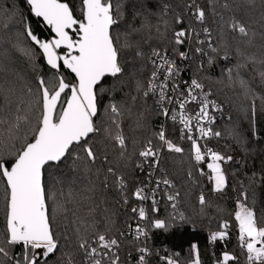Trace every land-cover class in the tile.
Instances as JSON below:
<instances>
[{"label":"snow or ice","instance_id":"obj_1","mask_svg":"<svg viewBox=\"0 0 264 264\" xmlns=\"http://www.w3.org/2000/svg\"><path fill=\"white\" fill-rule=\"evenodd\" d=\"M21 2L30 16L42 20L52 36L42 38L33 29L17 0H0V30L11 37L19 23L13 47L34 70L37 56L47 67L46 72L36 75L35 86L25 90H18L15 82H0V264H152L153 257L161 264H181L178 253L161 256L146 243L135 245L137 255L129 252L123 259L121 256V237L134 232L133 239L143 243L153 229L167 231L190 222L178 209L181 178H173L162 168L165 153L178 154L180 165H184L186 156L188 170L184 175L196 184L199 180L195 173L206 177L209 194L222 197L232 188L236 195L234 220L245 264H264V213L258 216L243 180L230 185L225 165L234 157L207 146L208 140L224 135L214 127L216 113L223 112L222 105L211 98L214 84L227 82L246 99L251 98L249 107L255 115L257 94L242 73L256 71L257 65L264 69V0H184L181 14L173 18V23L180 25L172 31L173 51L180 60H186L188 53L179 48L186 42L195 44L192 51L206 58L208 68L217 59L231 67H223L215 79L207 75L205 79L194 77L183 82L177 81L181 68L167 50L152 49L148 61L151 71L143 74L144 65L136 63L144 58L139 43L128 36L122 41L113 34L119 12L114 11L112 0H80L79 16L68 0ZM170 11V5L162 6L165 31L169 21L163 16ZM201 34L204 39L199 38ZM125 49L132 51L131 60L124 55ZM197 71L207 72L204 61ZM258 75L264 82V70ZM110 79L114 83L105 87ZM110 93H123V98L117 102L113 95L109 103L103 104L102 99ZM149 98H154L158 114L171 122L177 140L170 138L165 125L146 142L130 135L144 127L142 115L134 112L133 106L138 108ZM259 100L264 106V95ZM126 117L132 121L128 131ZM252 127L251 135L258 136L255 125ZM235 139L247 150L243 136ZM133 153L141 160L136 167L146 173L152 187H137L130 195L141 203H151L147 209L131 207L133 218L143 224L136 223L134 228L127 224L129 233L109 237L96 220L90 177L100 172L98 161L106 165L105 186H111L108 178H113L122 203L127 205L128 182L119 161H126ZM69 160L72 169L89 183L78 191L69 187L65 193L51 187L46 174ZM154 175L156 179L152 180ZM197 202L203 213L210 203L203 190ZM162 204L171 209L164 218H160ZM70 213L73 227L62 230L60 223L67 221ZM105 219L110 222V218ZM228 227L224 221L222 230L211 233L209 241H223ZM185 264H202L198 243L189 245ZM217 264H240V259L225 251Z\"/></svg>","mask_w":264,"mask_h":264},{"label":"trees","instance_id":"obj_2","mask_svg":"<svg viewBox=\"0 0 264 264\" xmlns=\"http://www.w3.org/2000/svg\"><path fill=\"white\" fill-rule=\"evenodd\" d=\"M74 1L68 0L71 6L74 5ZM17 3L19 9L23 12L25 20L31 24L35 31L41 34L42 38L48 39V36L52 34L49 29L46 28L44 30L41 28L40 24L43 22L34 16H30L26 4L22 3L21 0H17ZM112 3L114 11L118 10L119 12V15L115 17L118 23L113 26V34H118L122 41L125 36H128L129 39L139 43L140 48L144 52V58L137 60L136 63L144 65L143 74L147 75L151 71V65L148 61L152 49L164 50L173 48L172 31L180 28V25L173 23V18L175 15L181 14L184 0H113ZM164 4L170 5L171 8V11L163 16V19L169 21L167 31H165L161 18ZM145 24L150 25V27L142 28V25ZM157 26H159V31H157ZM184 26H188L187 18ZM20 27L19 23L15 24L11 37L3 30H0V82L4 80L15 82L18 90H25L27 86H35L36 75L46 72L47 67L44 61L39 58L38 64H40L37 65V70H34L32 64L13 47L15 43L14 32L19 31ZM197 27L202 26L198 25ZM134 29L141 30L136 32L133 31ZM200 38L204 39L203 34H201ZM124 55L131 60L133 53L131 50L125 49ZM202 61L205 62L206 73L197 71V66ZM223 67H231V64L217 59L216 64L208 68L206 58L195 54L192 62V73L195 78L205 79L207 75H211L215 79L219 76ZM261 70L264 69L257 65L256 71L248 69L242 73L244 78L250 81L252 89L257 94L254 116H252L249 107L251 98L246 99L239 89L227 86V82L213 85L214 98L224 106L227 117L219 121L216 126V130L224 132V135L207 143L214 150L234 157L232 162L225 165L229 183L230 185H235L237 179L244 181L248 188L249 201L255 202L258 216L264 213V106L261 105L259 100V96L264 95V82H261L258 75ZM113 83L114 81L110 79L105 87ZM128 90L125 87V92ZM113 95H115L117 102L123 98V93L118 95L110 93L108 98L102 99V103H109ZM133 111H139L142 115L144 127L131 132L130 135L137 141L146 142L147 139L152 138L153 133L162 125L163 116L158 114L152 98L141 101L138 108L133 106ZM131 123L132 121L126 117V131H128L127 126ZM253 124L258 132L256 137L251 135ZM167 129L170 138L177 140L176 131L171 122L168 123ZM236 136L245 138L247 150L237 144ZM179 142L187 146L184 141ZM139 147L140 144L137 145V150H139ZM129 152H132L131 146ZM110 158L116 159L111 153ZM179 159L178 154L165 153L162 160V168H166L173 178L177 176L181 178L178 180L182 197L181 206L189 217L190 222L172 227L167 231L153 229L151 231L150 247L159 252L166 249L174 254L178 253L181 264H185L188 258L189 245L196 242L200 246L202 264H217V259L225 251L235 254L239 257L240 264H245V257L239 247L237 222L234 220L235 192L230 187L227 194L222 197L216 194H209L207 178L195 173V178L199 180V184L193 183L184 175L188 170L187 157H184V165L178 163ZM140 162V158L135 153L126 161H119V166L123 168L128 182L129 203L127 205L122 203L123 197L117 190L113 178H108L111 186H105L106 165H101L98 161L96 168L101 170L98 175L94 174L90 177L94 189L90 193L91 203L97 206L96 220L99 222L100 230L105 231L109 237H119V233L125 230L126 225L134 220L131 207L135 204H140V202L135 200L130 193L147 180L146 173L136 167ZM71 165L72 162L69 160L51 169L50 174H46V180L50 181L51 187L56 190L63 189L67 193L69 187L78 191L89 183V180L80 176L72 169ZM205 171H207L206 166ZM93 172L95 173V168ZM253 173H255L254 177ZM201 190L205 192L210 201L209 205L204 208L203 213L200 212V205L197 202V197ZM72 207L73 205L70 204L69 208L71 209ZM161 216L162 214H160ZM106 217L110 218V222L105 219ZM71 220L72 216L70 213L68 220L60 223L61 229L63 230L67 226L70 230L73 227ZM224 221H227L229 225L227 229L228 236L223 241L210 242L208 239L210 234L222 230L221 225ZM120 239L122 240V238ZM124 241L126 249L134 247L129 240ZM58 255L54 256L53 260L57 259ZM152 264L161 263L153 257Z\"/></svg>","mask_w":264,"mask_h":264},{"label":"built area","instance_id":"obj_3","mask_svg":"<svg viewBox=\"0 0 264 264\" xmlns=\"http://www.w3.org/2000/svg\"><path fill=\"white\" fill-rule=\"evenodd\" d=\"M199 38H200V37H199ZM200 39H201V38H200ZM195 46H196L195 44H189V43L186 42V43H185V46H184L183 48H179L180 51H186V52L188 53L189 59H186V60H180V59L178 58V56L176 55V53L173 51V48H167V49L161 50L162 52L165 51V50H167L171 58H173V59H177V62H178V64H179L180 68H181L180 75L176 78L177 81H180V82H183V81H190L192 78H194V75H193V73H192V62H193V59H194V55H195V53L192 51V49H194ZM177 47H179V46H177ZM150 57H151V55H150ZM211 98L214 99V100H216V99L214 98V95H212ZM152 99L154 100V98H152ZM216 101H217V100H216ZM217 103L221 104V103L218 102V101H217ZM221 105H222V104H221ZM192 107H193V109L195 108L194 105H193ZM222 108H223V112H222V113H216L217 121H216V124L214 125L215 129H216V126L218 125V122L221 121L222 119H224V118L227 117V113H226V110H225V108H224L223 105H222ZM162 122H163L162 125H165L166 128H167V126H168V123H170V121H167L164 117H163ZM213 139H214V138H213ZM213 139L208 140L207 143H208L209 141L213 140ZM202 143H203V142H202ZM207 146H208V144H207ZM208 147H210V146H208ZM211 148H212V147H211ZM212 149H213V148H212ZM146 167H147V166H146ZM146 179H147V180H145L144 183H143L141 186H139V187H146V188H150V187H152V183L149 182V178L147 177ZM155 179H156V176L154 175V176L152 177V180H155ZM135 189H136V188H135ZM135 189H134V190H135ZM139 202H140V201H139ZM150 203H151V201L149 200V201H145V202H143V203L140 202V204H135L134 206H137V207H139V206H143V207H145V208L147 209V208L149 207ZM161 209H162V211H161L162 216H161L160 218H164V217L167 216L168 213L171 211L170 208H165V206H164L163 204L161 205ZM178 209H179L180 211H182V212L185 213L184 209H182L181 202H180V204L178 205ZM185 214H186V213H185ZM136 223H141V224H143L144 222H142V221H137V220L134 219V220L132 221V223H130V224H132V225H133V228H134ZM130 231H131V230L126 226V228H125V230H124L123 232H124V233H129ZM134 235H135L134 232H132V234L129 235L127 238H122V237H121L123 241H124V240H129V242H131V243L133 244V246H134L132 249H126L125 241L123 242V241L121 240V241H122V244H123V247H122V249H121V256H122V259H123V258H124L129 252H131L132 255H137V253H136V251H135V245H136L137 243H140V246H143L144 243H146L148 246H150V239L152 238V237H151V233H150V237L147 239V241H144L143 243H141V242H139V241H135V240L133 239ZM141 241H143V237L141 238ZM166 253L169 254V255H173V254H174L173 252H171V251H169V250H166V249L163 250V251H160V252H159V254H160L161 256L165 255ZM151 259H152V258H151ZM158 261H159V260H158ZM159 262H160V261H159ZM160 263H161V262H160Z\"/></svg>","mask_w":264,"mask_h":264},{"label":"rangeland","instance_id":"obj_4","mask_svg":"<svg viewBox=\"0 0 264 264\" xmlns=\"http://www.w3.org/2000/svg\"><path fill=\"white\" fill-rule=\"evenodd\" d=\"M79 3H80V0H75V1H74V5H73L74 9L76 10V14H77V16L80 15V13H79ZM40 26H41V28H43L44 30L46 29V27H45V25H44L43 23H41ZM15 33H16V31L14 32V35H15ZM51 36H52V35H49L48 38H51ZM39 58H40V57L37 56V59H36V61H35L36 65H39V64H40V63L38 64V61H40V60H38Z\"/></svg>","mask_w":264,"mask_h":264},{"label":"water","instance_id":"obj_5","mask_svg":"<svg viewBox=\"0 0 264 264\" xmlns=\"http://www.w3.org/2000/svg\"><path fill=\"white\" fill-rule=\"evenodd\" d=\"M113 1V0H112ZM36 18V17H35ZM37 19H39V20H41L40 18H37ZM42 21V20H41Z\"/></svg>","mask_w":264,"mask_h":264}]
</instances>
